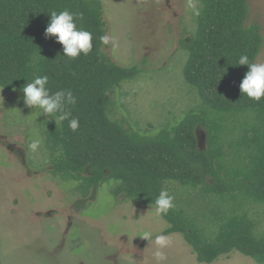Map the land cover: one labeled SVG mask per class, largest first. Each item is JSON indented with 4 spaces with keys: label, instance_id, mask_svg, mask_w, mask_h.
<instances>
[{
    "label": "trees",
    "instance_id": "1",
    "mask_svg": "<svg viewBox=\"0 0 264 264\" xmlns=\"http://www.w3.org/2000/svg\"><path fill=\"white\" fill-rule=\"evenodd\" d=\"M197 1L195 33L180 45L188 54L185 79L200 102L175 126L146 135L114 117L110 92L139 70L121 67L105 53L100 0H0V87L23 96L27 82L46 75L52 92L74 94L77 103L68 110L79 129L48 117L46 146L51 175L76 183L85 198L115 182L116 195L154 207L160 190L175 183L193 197L188 191L175 198V208L162 217L163 234L181 235L201 264L232 252L264 264V233L249 215V206H264V98L255 102L241 94L249 69L237 64L241 55L256 61L260 27L245 25L248 0ZM63 10L82 14L75 22L93 35L88 55L63 57V46L45 36L51 12ZM198 129L205 131L207 147L200 146ZM198 196L207 206L226 204L215 205L211 219H200L192 206Z\"/></svg>",
    "mask_w": 264,
    "mask_h": 264
},
{
    "label": "rangeland",
    "instance_id": "2",
    "mask_svg": "<svg viewBox=\"0 0 264 264\" xmlns=\"http://www.w3.org/2000/svg\"><path fill=\"white\" fill-rule=\"evenodd\" d=\"M100 1L110 38L105 53L115 64L139 70L110 92L114 117L146 135L175 126L200 102L185 79L188 54L180 45L195 33L193 12L199 2ZM245 25L260 27L262 47L255 62H264V0H248ZM34 111L19 92L0 87V264H155L152 246L138 236L144 231L153 237L161 234L166 222L155 215L154 207L116 195L115 182L85 198L76 183L51 175L44 126L48 117L36 118ZM204 135L198 129L203 148ZM36 137L42 145L32 153L27 145ZM167 189L175 198L189 191L175 183H168ZM204 200L198 196L192 206L200 219L208 220L216 204L207 206ZM225 204L217 202L215 209ZM249 215L256 231L264 233V206H249ZM168 236L172 244L165 249L166 264H201L181 235ZM210 264L257 263L232 252Z\"/></svg>",
    "mask_w": 264,
    "mask_h": 264
},
{
    "label": "clouds",
    "instance_id": "3",
    "mask_svg": "<svg viewBox=\"0 0 264 264\" xmlns=\"http://www.w3.org/2000/svg\"><path fill=\"white\" fill-rule=\"evenodd\" d=\"M191 8L192 6L189 5ZM194 15L199 16V10H194ZM82 14H74L68 10L60 12L52 11L50 22L45 29L46 37H55L56 42L63 46V57L75 60L80 55H88L93 48V35L91 32L78 28L76 19ZM102 44L109 43V36L99 37ZM238 66L246 65L248 71L242 79L239 87L242 95L248 99L259 102L264 98V62H251L247 55H241L237 61ZM49 77L35 76L27 82L21 89L23 103L27 108L34 109L32 113L36 118L51 117L55 123L68 121L69 128L75 132L79 129V119L73 118L68 106H74L77 98L70 90H57L52 92L48 87ZM15 91V89H14ZM42 145L39 137L33 138L27 147L32 153H37ZM175 197L166 189H161L154 200V212L157 217L166 216L170 210L175 208ZM138 237L148 242L152 246V257L155 264H166L167 254L165 249L172 244L170 236L163 233L153 237L150 231H144Z\"/></svg>",
    "mask_w": 264,
    "mask_h": 264
}]
</instances>
